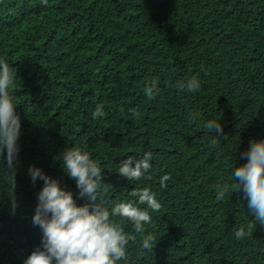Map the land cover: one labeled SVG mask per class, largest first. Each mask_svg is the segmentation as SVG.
<instances>
[{"label": "trees", "instance_id": "trees-1", "mask_svg": "<svg viewBox=\"0 0 264 264\" xmlns=\"http://www.w3.org/2000/svg\"><path fill=\"white\" fill-rule=\"evenodd\" d=\"M0 61L14 74L21 120L14 172L0 156V264H23L41 247L32 217L43 181L32 182L30 166L90 211L138 204L132 190L155 193L162 207L149 209L143 233L157 240L152 251L130 220L114 218L134 237L118 264H264V226L232 190L241 154L264 139V0H0ZM193 77L198 90L180 87ZM152 79L159 91L149 100ZM98 106L106 116L94 119ZM70 147L102 169L94 202L62 167ZM148 152L140 180L118 174L122 160ZM217 185L228 186L223 200Z\"/></svg>", "mask_w": 264, "mask_h": 264}, {"label": "clouds", "instance_id": "clouds-1", "mask_svg": "<svg viewBox=\"0 0 264 264\" xmlns=\"http://www.w3.org/2000/svg\"><path fill=\"white\" fill-rule=\"evenodd\" d=\"M14 74L9 65L0 61V156H4L9 169L15 170L18 161V140L21 133V120L15 111L11 87ZM158 79H152L144 88L149 100L159 91ZM182 89L193 92L199 89V81L193 77ZM133 116H138L136 110H131ZM106 116L102 107L98 106L92 117ZM210 133H222V125L216 121H208L204 125ZM6 152V156H5ZM246 163L233 169L235 183L232 190H242L247 199L248 210L255 215V220L264 226V139L250 142L249 149L241 154ZM62 167L66 174L75 180L79 197H87L96 201L102 184V169L91 157L88 151L79 147L67 148L60 154ZM152 153H145L141 159L128 156L120 163L118 174L131 181L140 180L148 173ZM33 183L37 179L43 181V187L38 193V203L32 217V223L42 231L41 247H37L24 260L23 264H118L127 259V246L134 237L126 233L114 219L120 217L130 220L136 233L142 234L141 247L152 251L157 242L152 234H143L145 225L151 223V211H159L162 205L157 201L155 193L149 188L132 190L129 195L138 198V204L122 202L111 209L100 204L78 206L70 191L60 187V181L44 174L39 168L30 166L28 169ZM149 179L151 177H148ZM169 174L160 178L161 188L167 187ZM238 181V183H237ZM216 199L223 200L228 192V186L216 187ZM147 205L141 208L138 205ZM255 223L248 225L249 231L243 227L235 232L237 239H243L251 234Z\"/></svg>", "mask_w": 264, "mask_h": 264}]
</instances>
